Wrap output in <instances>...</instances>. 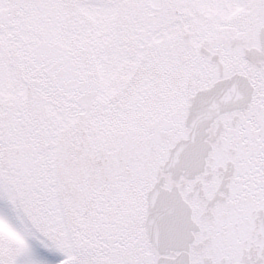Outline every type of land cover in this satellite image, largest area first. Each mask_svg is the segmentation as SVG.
Masks as SVG:
<instances>
[{
    "label": "snow or ice",
    "instance_id": "1",
    "mask_svg": "<svg viewBox=\"0 0 264 264\" xmlns=\"http://www.w3.org/2000/svg\"><path fill=\"white\" fill-rule=\"evenodd\" d=\"M0 264H264V0H0Z\"/></svg>",
    "mask_w": 264,
    "mask_h": 264
}]
</instances>
